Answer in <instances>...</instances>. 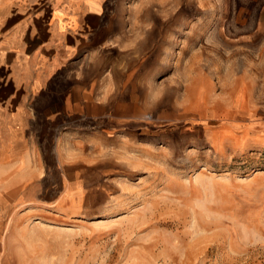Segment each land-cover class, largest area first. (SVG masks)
I'll use <instances>...</instances> for the list:
<instances>
[{
	"label": "rangeland",
	"instance_id": "obj_1",
	"mask_svg": "<svg viewBox=\"0 0 264 264\" xmlns=\"http://www.w3.org/2000/svg\"><path fill=\"white\" fill-rule=\"evenodd\" d=\"M110 30L30 124L0 264H264V0H126Z\"/></svg>",
	"mask_w": 264,
	"mask_h": 264
},
{
	"label": "crops",
	"instance_id": "obj_2",
	"mask_svg": "<svg viewBox=\"0 0 264 264\" xmlns=\"http://www.w3.org/2000/svg\"><path fill=\"white\" fill-rule=\"evenodd\" d=\"M125 2L4 0L0 4V221L13 220L16 192L25 199L30 186L26 160L33 147L31 122L60 124L62 109L78 106L76 80L65 94L57 87L62 61L76 59L83 44L109 41Z\"/></svg>",
	"mask_w": 264,
	"mask_h": 264
}]
</instances>
